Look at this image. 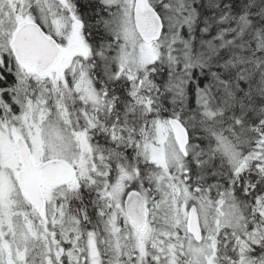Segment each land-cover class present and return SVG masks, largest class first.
I'll list each match as a JSON object with an SVG mask.
<instances>
[{"label": "snow or ice", "instance_id": "6c2138e0", "mask_svg": "<svg viewBox=\"0 0 264 264\" xmlns=\"http://www.w3.org/2000/svg\"><path fill=\"white\" fill-rule=\"evenodd\" d=\"M0 264H264V0H0Z\"/></svg>", "mask_w": 264, "mask_h": 264}]
</instances>
